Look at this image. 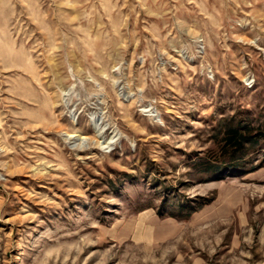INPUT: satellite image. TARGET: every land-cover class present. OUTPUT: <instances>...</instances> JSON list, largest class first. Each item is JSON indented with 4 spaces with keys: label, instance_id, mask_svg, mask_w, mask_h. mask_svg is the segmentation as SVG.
I'll list each match as a JSON object with an SVG mask.
<instances>
[{
    "label": "rangeland",
    "instance_id": "obj_1",
    "mask_svg": "<svg viewBox=\"0 0 264 264\" xmlns=\"http://www.w3.org/2000/svg\"><path fill=\"white\" fill-rule=\"evenodd\" d=\"M0 264H264V0H0Z\"/></svg>",
    "mask_w": 264,
    "mask_h": 264
},
{
    "label": "trees",
    "instance_id": "obj_2",
    "mask_svg": "<svg viewBox=\"0 0 264 264\" xmlns=\"http://www.w3.org/2000/svg\"><path fill=\"white\" fill-rule=\"evenodd\" d=\"M252 141V135L241 133L236 128L228 129L224 135L225 144L234 151H241L244 148V144H251Z\"/></svg>",
    "mask_w": 264,
    "mask_h": 264
}]
</instances>
